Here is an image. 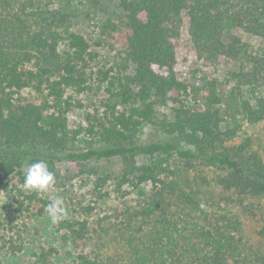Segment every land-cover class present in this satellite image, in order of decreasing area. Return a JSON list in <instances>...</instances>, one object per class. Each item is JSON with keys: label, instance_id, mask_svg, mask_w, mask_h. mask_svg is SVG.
Listing matches in <instances>:
<instances>
[{"label": "trees", "instance_id": "1", "mask_svg": "<svg viewBox=\"0 0 264 264\" xmlns=\"http://www.w3.org/2000/svg\"><path fill=\"white\" fill-rule=\"evenodd\" d=\"M86 1L95 6L101 0ZM115 1L118 16L106 21L101 33H120L123 49L113 65L92 77L97 56L83 35L68 30V15H43L33 10L32 0H0V176H16L23 184L26 161H46L57 179L60 161L117 159V191L152 187L145 201L127 209L118 231L117 254L124 264H264V158L251 138L234 143L242 127L236 117L264 128V55L251 54L237 36L223 40L227 22L264 39V0ZM184 18L197 63L209 69L223 61L249 63V70L231 73L227 96L217 79L205 77L200 84L177 79L176 46ZM91 80L104 95L86 112L83 125L71 130L70 114L84 106L68 92L88 91ZM25 90L39 99L24 97ZM157 106H167L171 118L159 120ZM147 124L170 140L138 142ZM82 134L99 146L67 152L69 141ZM171 155L188 168L199 163L219 173L210 181L192 178L168 165ZM108 179H96L100 196ZM21 195L29 205L41 203L38 214L49 204L35 192ZM22 207L4 221H15ZM93 210L82 207L85 214ZM239 210L261 216L255 241L245 237ZM96 224L101 229V221ZM90 229L87 219L57 224L74 247L87 240ZM6 242L0 234V251ZM8 244L12 253L22 249ZM56 254L53 247H41L35 262L53 264ZM104 260L81 253L75 264H111Z\"/></svg>", "mask_w": 264, "mask_h": 264}, {"label": "rangeland", "instance_id": "2", "mask_svg": "<svg viewBox=\"0 0 264 264\" xmlns=\"http://www.w3.org/2000/svg\"><path fill=\"white\" fill-rule=\"evenodd\" d=\"M33 10L48 15L57 12L59 15H68L66 27L71 32L83 35L90 44L92 52L97 56L91 64V76L94 77L96 71L109 67L116 62V59L123 49V40L120 33L102 34V26L109 19H115L119 10L115 0H101L98 5H91L86 0H32ZM183 27L176 46V65L174 72L178 80L195 79L200 84L203 78L217 79L223 85V92L227 96L232 85L229 78L232 72L239 70H249V63L242 59L238 62L223 61L216 69L206 68L195 61L193 51L188 38L187 21L183 20ZM232 36L239 37L249 48L253 55H264V39L245 34L231 26L227 22L224 26L223 40L228 43ZM89 90L77 94L68 92L73 99L83 104L82 109L74 110L68 119L71 130L78 129L83 125L86 112L91 110L104 93L94 80H91ZM24 97L34 100L39 97L31 91L25 90ZM159 120L170 119L171 113L167 106H157L155 109ZM226 117V116H224ZM229 119V118H228ZM242 123L241 130L237 134L234 143L249 137L252 140L253 149L257 150L264 158V128L262 124H246L240 116L236 117ZM229 127H233V122L229 119ZM138 142L155 143L166 142L170 137L166 135L158 126L153 124L145 125L138 134ZM99 143L85 135L78 136L75 140L69 141L66 146L67 152H80L88 148H97ZM187 148V147H182ZM168 165L172 169L180 170L184 175L190 177H204L212 180L219 172L213 168L193 164L188 168L174 155L166 158ZM141 161H137L140 163ZM24 170L28 166L25 162ZM57 179L53 190L48 193L39 194L40 199L51 203L54 198H62L68 210V215L64 220H85L90 224L91 232L87 240L80 246L74 247L64 232L57 230V224L53 225L46 212V207L42 214H38L42 205L39 202H32L30 205L20 194H29L22 188L18 177L0 176L2 187H0V221L4 222L0 230L3 238L14 244L21 246V251L12 253L9 250L8 242L2 243L0 251V264H36L35 253L39 248L53 247L57 254L51 258L53 264H75L76 257L81 253L89 256L100 255L111 264H124L120 259L118 231L121 229L128 208L137 207L152 192L150 184L143 186L142 190H136L130 186L116 189V176L121 173V162L117 159L88 161L76 163L63 160L56 164ZM25 173V171H24ZM100 176H107L109 179L101 189L102 196L95 191L96 179ZM23 203L21 212L15 221L9 222L4 219L18 205ZM91 206L94 208L91 214H85L82 207ZM243 221V233L250 241H255V232L262 227L260 217H253L251 214L241 212ZM101 221L100 226L97 222ZM104 260V261H105Z\"/></svg>", "mask_w": 264, "mask_h": 264}, {"label": "clouds", "instance_id": "3", "mask_svg": "<svg viewBox=\"0 0 264 264\" xmlns=\"http://www.w3.org/2000/svg\"><path fill=\"white\" fill-rule=\"evenodd\" d=\"M56 185L55 173L49 169L46 161L38 160L30 163L25 170L22 188L38 194L48 193ZM50 222L56 225L68 215V210L62 198L56 197L46 207Z\"/></svg>", "mask_w": 264, "mask_h": 264}]
</instances>
